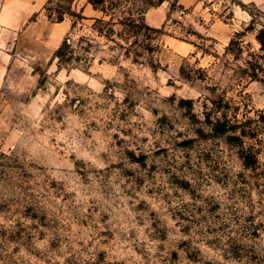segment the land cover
Here are the masks:
<instances>
[{
    "label": "rangeland",
    "instance_id": "rangeland-1",
    "mask_svg": "<svg viewBox=\"0 0 264 264\" xmlns=\"http://www.w3.org/2000/svg\"><path fill=\"white\" fill-rule=\"evenodd\" d=\"M128 9L143 28L110 38L88 0H50L2 44L0 264H264V0Z\"/></svg>",
    "mask_w": 264,
    "mask_h": 264
},
{
    "label": "trees",
    "instance_id": "trees-1",
    "mask_svg": "<svg viewBox=\"0 0 264 264\" xmlns=\"http://www.w3.org/2000/svg\"><path fill=\"white\" fill-rule=\"evenodd\" d=\"M142 1L147 4V7L159 6L164 2V0ZM88 2L94 7L95 10H99L100 12H102L104 18H109L108 21L100 20V22L107 26V30L104 26H101V28L98 29V32L100 34H105L107 37L112 38L114 35H116L115 27L120 26L121 28H123L122 33L128 32V36H131L130 34H135L136 29L143 28V26L140 24L143 13H145L143 9H138L135 11L128 9L127 11H122V8H125L126 6L133 3V0H88ZM60 21H62V19H60ZM97 23H99V21H97ZM74 27L75 26H73V28ZM136 34H139V32H137ZM117 35L120 34L118 33ZM256 39L260 44V52L264 53V29L258 31ZM69 49V39H65L61 47L58 49L55 58L58 59L59 62L71 60L69 57L66 58V56H68V54L70 53ZM249 67L253 72L251 78L253 80L259 79V75L256 73V69L261 70V65H258V63L255 65L249 63ZM249 121L250 120L246 122V125L250 123ZM246 125H231V121L226 119L223 121L219 120L218 127L219 135H228L227 138L229 139V141L238 144V146L242 149L240 157L243 159L244 165L246 167H250L258 162L257 153L259 151H255L254 147H244V139H251L257 136V134L252 135L250 133L251 129H249L248 131V126ZM216 131H218V128L216 129Z\"/></svg>",
    "mask_w": 264,
    "mask_h": 264
},
{
    "label": "crops",
    "instance_id": "crops-1",
    "mask_svg": "<svg viewBox=\"0 0 264 264\" xmlns=\"http://www.w3.org/2000/svg\"><path fill=\"white\" fill-rule=\"evenodd\" d=\"M50 0H0V81L6 76L14 59L8 48L14 46L31 23L33 17L42 13ZM65 26V23L61 24ZM66 26L63 27V31ZM61 30V29H60ZM1 83V82H0Z\"/></svg>",
    "mask_w": 264,
    "mask_h": 264
}]
</instances>
